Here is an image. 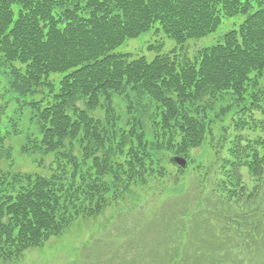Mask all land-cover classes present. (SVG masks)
Returning <instances> with one entry per match:
<instances>
[{"label":"trees","instance_id":"trees-1","mask_svg":"<svg viewBox=\"0 0 264 264\" xmlns=\"http://www.w3.org/2000/svg\"><path fill=\"white\" fill-rule=\"evenodd\" d=\"M236 15L246 17L213 45L185 50ZM148 31L181 47L159 53L163 43H152V59L114 52ZM263 76L264 0H0V263H19L167 177L174 156L194 164L191 151L207 147L221 197L195 211L234 221L264 264ZM16 137L39 171L15 169ZM209 240L199 264L251 260L252 250L244 260ZM151 243L141 261L160 258Z\"/></svg>","mask_w":264,"mask_h":264},{"label":"rangeland","instance_id":"rangeland-1","mask_svg":"<svg viewBox=\"0 0 264 264\" xmlns=\"http://www.w3.org/2000/svg\"><path fill=\"white\" fill-rule=\"evenodd\" d=\"M245 17V15H236L225 19L215 33L199 40L189 41L185 45L189 50L186 48L185 50L193 55L197 50L213 45L220 35L237 27ZM152 43H163L159 53L181 47L172 39H163L162 35L154 36L148 31L126 41L114 52L140 53L152 59L157 54L155 50L149 49ZM261 82L264 84V76ZM232 128L230 132L234 134ZM214 141L215 144L220 141L218 131L215 133ZM9 142L15 169L27 172L39 171L33 159L21 151V138H11ZM191 156L195 162L194 164L189 162L190 167L188 165L182 169L178 164L165 165L167 177L150 178L148 185L134 186L130 194H125V198L115 203V206H109L95 218L96 220L93 218L84 221L85 223L75 224L64 235L51 238L45 246L28 251L16 264H199L197 261L201 254L199 250L211 242L209 236L216 237L217 241L220 240V245H223L225 251H229V248L235 247L234 250L238 248L240 259L246 260L245 253L249 254L252 251L250 261H215V263L209 261L206 264H259L260 261L256 260L263 256L256 251L259 250L258 242L249 238V235L244 237V233L233 224L234 221H230L225 226L218 217L206 210L203 209L201 213L195 211L197 207L212 205L209 198L217 201V195L219 197L221 195L219 192H213L218 182L219 168L218 164H212V152H208L207 147H202L192 150ZM168 158L170 157L166 159ZM194 166L200 168L193 169ZM174 177H178L177 184L174 183ZM172 201L176 202V206L168 204ZM163 206H165L164 212H160ZM198 213L200 214L195 217L194 214ZM162 218L167 223L165 232L161 229L163 223H157ZM182 232H185L184 236H181ZM156 237H162L161 247ZM222 237L227 243H221ZM147 241L153 242L151 246L155 247L156 255L160 256L157 258L159 261L139 259L145 252L142 244ZM179 244L185 246L190 254L191 258L188 261L176 257ZM168 248L174 250L170 255L166 253ZM194 248L199 253L194 254Z\"/></svg>","mask_w":264,"mask_h":264},{"label":"water","instance_id":"water-1","mask_svg":"<svg viewBox=\"0 0 264 264\" xmlns=\"http://www.w3.org/2000/svg\"><path fill=\"white\" fill-rule=\"evenodd\" d=\"M175 161L177 162V163H179L181 166H183V167H186L187 166V162H186V160L184 159V158H175Z\"/></svg>","mask_w":264,"mask_h":264}]
</instances>
